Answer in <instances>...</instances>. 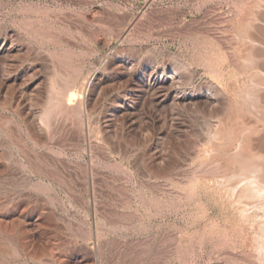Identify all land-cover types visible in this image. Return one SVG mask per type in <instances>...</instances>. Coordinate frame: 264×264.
<instances>
[{
	"label": "rangeland",
	"instance_id": "374dc122",
	"mask_svg": "<svg viewBox=\"0 0 264 264\" xmlns=\"http://www.w3.org/2000/svg\"><path fill=\"white\" fill-rule=\"evenodd\" d=\"M260 27L264 0H0V264H264ZM176 69L193 98L160 104Z\"/></svg>",
	"mask_w": 264,
	"mask_h": 264
},
{
	"label": "bare ground",
	"instance_id": "6f19581e",
	"mask_svg": "<svg viewBox=\"0 0 264 264\" xmlns=\"http://www.w3.org/2000/svg\"><path fill=\"white\" fill-rule=\"evenodd\" d=\"M263 26V25H262ZM257 29V28H256ZM259 30H260V32L261 33H263L264 34V28H262V27H260V28H258ZM258 30V31H259ZM257 31V32H258ZM262 35V34H261ZM260 36V35H259ZM258 37V36H257ZM256 37V38H257ZM259 38H261V36L259 37ZM258 38V39H259ZM263 39H264V37H262ZM260 41H261V39H259ZM262 42V41H261ZM257 43V42H256ZM264 43V42H263ZM262 45V44H261ZM264 45V44H263ZM5 50L6 48H5V45H1V47H0V50ZM259 52L262 54V56L260 57L259 55V53H258V50H257V54H258V56L260 57V58H258V59H261V58H263L264 57V50L261 48L260 50H259ZM255 53V52H254ZM256 54V55H257ZM262 61V60H261ZM261 61H257L259 64H260V67L262 68V70H264V59H263V61L261 62ZM257 63V64H258ZM263 72V71H262ZM94 76H93V78L94 77H96V74H93ZM155 82H157V86H156V88H155V90H156V94H157V96H158V98H159V102H160V104H162V103H165L170 97L175 101H187V100H191L192 98H193V96L192 95H190L189 93H187L186 92V90H185V88L183 87L184 86V77H183V74L181 73V71H179L178 69H176V70H174L172 73H170L169 75H167V74H165L164 73V77H163V79L161 78V79H157L156 78V80H155ZM206 88V87H205ZM207 88H208V85H207ZM180 89H182L181 90V92H179L178 90H180ZM209 90H211V89H209ZM208 90V91H209ZM214 90V89H213ZM213 90L212 91H209L207 94H206V98H207V100H209V101H211L212 102V100L213 99H215V93L213 94ZM78 91V93H82V91H83V87L81 86L80 88H79V90H77ZM188 91V90H187ZM206 91H207V89H206ZM68 92V91H67ZM69 92L71 93V91L69 90ZM69 92L68 93H66L67 95H68V97L70 98V100L69 101H71L73 98L72 97H75V95L77 94L76 93V91L75 92H72L70 95H69ZM84 92V91H83ZM66 94H63V96H65ZM52 95V94H51ZM54 97V96H53ZM52 97V98H53ZM62 97V96H61ZM60 97V98H61ZM204 97V96H203ZM69 98H67V99H69ZM72 98V99H71ZM264 98V97H263ZM56 99V98H55ZM66 99V100H67ZM75 99H76V97H75ZM260 99H262V96L260 97ZM57 100V99H56ZM74 100V99H73ZM257 100V99H256ZM68 101V100H67ZM77 101V100H76ZM255 101V100H254ZM263 101H261V103H262ZM71 102H69V104H70ZM187 103V102H186ZM63 104V103H62ZM67 104V103H66ZM173 105V104H172ZM213 106V105H212ZM256 106V105H255ZM65 107V106H64ZM67 107V106H66ZM223 107V106H222ZM260 107V106H259ZM63 108V107H62ZM263 109V107L261 108V110ZM66 110V109H65ZM249 110V109H248ZM79 111V110H78ZM263 111H264V109H263ZM261 112V111H260ZM259 112V113H260ZM253 113H255L254 114V116L255 115H257L256 114V111L255 112H253ZM263 113V112H262ZM261 113V114H262ZM259 115V114H258ZM264 115V114H263ZM248 116V115H247ZM241 117V116H240ZM242 117H243V115H242ZM256 117V116H255ZM257 117H259V116H257ZM261 118V117H260ZM249 119V118H248ZM244 120V119H243ZM257 120V122L259 121L258 120V118H256V119H254V121H256ZM262 120H263V118H262ZM246 123H247V121H246V119L244 120ZM260 122V121H259ZM261 123V122H260ZM255 124V123H254ZM253 124V125H254ZM258 124V123H257ZM256 124V125H257ZM215 126H216V124H215ZM221 126V125H220ZM258 127H260L259 126V124H258ZM251 128V127H250ZM254 128H256V127H253V129ZM260 129V128H259ZM261 129H264V128H261ZM256 130V129H255ZM40 131V130H39ZM260 131H262V130H260ZM264 131V130H263ZM258 135V134H257ZM262 137V136H261ZM261 137H259V135H258V138L260 139L259 141H258V146L260 147V149H261V151H260V149H259V151L261 152V153H263L264 152V134H263V137L261 138ZM257 139V138H256ZM255 141V140H254ZM240 144V143H239ZM221 145V144H220ZM263 151V152H262ZM264 154V153H263ZM263 154H261V155H263ZM260 156V155H259Z\"/></svg>",
	"mask_w": 264,
	"mask_h": 264
}]
</instances>
